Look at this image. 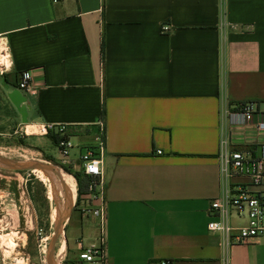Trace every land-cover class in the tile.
Here are the masks:
<instances>
[{"label": "crops", "instance_id": "1", "mask_svg": "<svg viewBox=\"0 0 264 264\" xmlns=\"http://www.w3.org/2000/svg\"><path fill=\"white\" fill-rule=\"evenodd\" d=\"M0 46L9 80L32 74L35 93L6 90L25 99L28 135L51 142L45 128L65 127L79 169L103 134L109 264H264V238L208 230L211 202L243 181L221 173L222 142L256 149L227 115L241 102L264 110V0H0ZM4 189L18 224L26 185ZM77 191L66 225L79 214L91 242L98 220L81 215Z\"/></svg>", "mask_w": 264, "mask_h": 264}, {"label": "built area", "instance_id": "2", "mask_svg": "<svg viewBox=\"0 0 264 264\" xmlns=\"http://www.w3.org/2000/svg\"><path fill=\"white\" fill-rule=\"evenodd\" d=\"M59 0H52L56 3ZM171 27L164 25L163 33H169ZM30 71L21 73L17 81V89L22 92L35 93L31 86ZM228 119L234 128H242L245 135H253L255 150H228L227 142H222L221 173L229 178L243 180L230 189L228 196L216 198L210 204L209 216L213 218L208 224L210 232L224 236L228 241L245 244L252 239L264 238V192L255 191L264 183V110H260L256 102H241L228 111ZM104 125L100 123L101 131ZM55 130L60 137L58 150L65 164L71 165L70 151L74 148L65 127H46L45 133ZM103 134L97 139V144L82 149L79 171L87 178L85 189L81 194L80 211L98 220V235L94 241L84 244V238L76 241L77 256L68 259L65 251L58 264H109L106 254L105 238V202L103 189ZM93 203H98L94 206ZM237 220L238 223H233ZM3 223H0V264H29V258L21 253L6 257L8 234H3ZM41 234V233H40ZM17 246H19L17 244ZM161 264H168L167 261Z\"/></svg>", "mask_w": 264, "mask_h": 264}, {"label": "rangeland", "instance_id": "3", "mask_svg": "<svg viewBox=\"0 0 264 264\" xmlns=\"http://www.w3.org/2000/svg\"><path fill=\"white\" fill-rule=\"evenodd\" d=\"M4 61L0 51V154L17 163L43 165L49 175L52 172L59 178L72 177L75 189H78L73 173L83 176L79 169H73L72 165L65 164L60 151L52 142L42 139L40 135L31 137L27 134L29 132L22 124V112L10 101L6 92L12 85H4L1 81V76L5 75L2 66ZM11 82L13 84V81ZM77 142V140H73L75 148L70 151V157L78 151L76 149ZM41 172L38 170L17 171L0 164V181L12 182V177H17L25 186L31 177L36 179L32 182L31 194H28L26 189H16L21 193L23 205L18 224H13L14 196L12 189H4L7 192L0 191V223H3V234H8L6 237L9 242L7 243L11 247L7 249L5 255L9 257L21 253L29 258V264H49L47 256L56 229V222L53 221L51 183L50 180L43 179V172ZM50 178L52 179L51 175ZM80 181L83 183L80 187L83 193L87 181H83L82 177ZM81 215L84 214L81 212ZM83 225L86 228L87 224ZM82 236L80 215L75 214L72 222L69 225L65 224L62 235L54 245L53 254H50L51 264H58L60 257L67 249L65 243L67 239L71 247L68 259H74L72 257L77 256L76 241ZM86 236L85 232L84 244L90 242Z\"/></svg>", "mask_w": 264, "mask_h": 264}, {"label": "bare ground", "instance_id": "4", "mask_svg": "<svg viewBox=\"0 0 264 264\" xmlns=\"http://www.w3.org/2000/svg\"><path fill=\"white\" fill-rule=\"evenodd\" d=\"M0 51L1 53H3L4 51V48L2 46H0ZM50 175L52 179L50 178ZM50 175L48 173L47 176H44V174L42 173L43 179L50 180L51 183V200L53 201V221L57 222L58 216H61V220L66 223L69 220L72 209L74 207L76 196L75 182L72 177L59 178L58 176H56V174L52 172ZM53 190L56 191V195L53 194ZM62 229L63 228H61L60 230V235H62ZM8 247L11 248L10 246Z\"/></svg>", "mask_w": 264, "mask_h": 264}, {"label": "water", "instance_id": "5", "mask_svg": "<svg viewBox=\"0 0 264 264\" xmlns=\"http://www.w3.org/2000/svg\"><path fill=\"white\" fill-rule=\"evenodd\" d=\"M8 98L10 99V101L16 106V107H20V105L25 102V99L21 96L20 92L18 91H14L12 93H10L8 95ZM0 164L4 165V167H8L17 171H33V170H41L43 171L44 175H48L47 170L45 169V167L43 165H25L23 163H17L14 162L10 159H8L7 157L3 156L0 154ZM53 194L56 195V191L53 190ZM65 224L62 220H61V216H58L57 222H56V229H55V234L53 235L52 238V242L48 251V256H47V260L48 263L51 264V260H50V254H53V250H54V245L56 244L58 238L60 237V230L61 228H65Z\"/></svg>", "mask_w": 264, "mask_h": 264}, {"label": "trees", "instance_id": "6", "mask_svg": "<svg viewBox=\"0 0 264 264\" xmlns=\"http://www.w3.org/2000/svg\"><path fill=\"white\" fill-rule=\"evenodd\" d=\"M1 81H2V83L4 84V85H13V86H15V87H17V82H15V83H13L12 84V82L7 78V76L6 75H2L1 76ZM0 101H1V99H0ZM67 134H68V137H70V135H69V133L67 132ZM47 137L51 140V142L54 144V145H56V146H58V143H59V140H60V137L55 133V130H49L48 132H47ZM73 175H74V177H75V179L77 180V184H78V201H79V198H80V196H81V194H82V191H81V186H82V181H80V179H81V177L83 178V181L85 180V181H87V178L85 177V176H81L79 173H73ZM34 180H36L35 179V177H31V179H29L28 181H27V184H26V190H27V193L28 194H31V191H32V182L34 181ZM40 183V182H39ZM86 184V183H85ZM84 189H85V185H84ZM78 205V202L76 203V206ZM167 263L168 264H172V262L171 261H167Z\"/></svg>", "mask_w": 264, "mask_h": 264}]
</instances>
